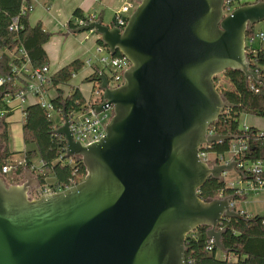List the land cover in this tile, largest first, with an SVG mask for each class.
<instances>
[{"label":"water","instance_id":"1","mask_svg":"<svg viewBox=\"0 0 264 264\" xmlns=\"http://www.w3.org/2000/svg\"><path fill=\"white\" fill-rule=\"evenodd\" d=\"M131 1L137 6L124 29L98 19L69 30L94 31L131 66L115 88L98 72L95 114L109 107L113 114L103 139L87 147L75 141L66 109L52 132L63 137L66 159L82 160L81 183L34 199L39 182L29 173L13 185L0 175V264H187L189 234L206 227L227 255L223 221L246 220L232 207L235 194L198 195L228 172L244 178L240 162L207 164L199 150L240 140L207 134L233 107L214 79L232 70L264 84L246 50L247 33L264 22V0L228 14L233 0Z\"/></svg>","mask_w":264,"mask_h":264},{"label":"trees","instance_id":"2","mask_svg":"<svg viewBox=\"0 0 264 264\" xmlns=\"http://www.w3.org/2000/svg\"><path fill=\"white\" fill-rule=\"evenodd\" d=\"M22 5L23 0H0V50L4 51L0 54V79L6 80V83L0 87V94H4L0 100L1 110H10L4 101L5 95L14 98L23 84L13 71L14 67L21 65L22 59L13 56H17L19 50L24 49L35 69L47 65L49 61L44 46L51 39V34L43 29L41 23L31 26L29 23L31 12L27 11L23 15ZM242 5L239 0H233L225 7V11ZM27 6H31V3ZM16 18H19V31L17 32L10 29ZM85 18L81 10L77 9L68 23V29L76 28L75 19ZM99 19L103 20L102 14H99ZM256 34L254 28L247 33L246 50L252 68L258 70L264 78V48L255 49L252 45ZM97 44L102 45L100 41ZM84 67L85 61L76 59L52 73L50 88L55 90L56 97L52 98L51 103L56 113H62L66 109L70 116L73 112L84 110L86 99L77 87L71 86L69 94L60 88V86L68 85ZM223 75L227 80V85H219L218 78L214 79V83L218 91L233 107L226 110L218 122L210 127V130L219 135L239 137V141L246 144L248 149L235 157L236 160L245 163L264 162L263 131L252 126L245 131L240 121L242 115L264 119V84L247 83L244 75L239 71L228 70ZM97 78L98 71H95L85 77L82 83H95ZM23 114V141L26 145H33L34 148L25 151V162L23 165H17L15 174L18 179L14 183L22 179L25 168H33L34 160H39L42 169L47 170L53 177L54 182L50 184L52 187L65 188L82 182L86 176V168L82 160L75 158L71 163L70 159L64 157L66 143L63 137L52 134L56 125L48 117L47 112L39 104H34L27 106ZM4 127L7 135L10 124L4 121ZM233 144L234 141L214 144L209 152L225 157L227 153H230ZM4 153V157L0 158V175H2V168L7 164L6 161L13 155L8 148ZM46 176H38L42 186L47 184ZM260 177L264 182V173ZM243 181L252 182L254 177L246 173ZM235 191L236 189L229 187L223 180L210 179L200 189L198 195L203 201H211L221 194H234ZM238 198L239 196L236 195L235 200ZM244 215L246 217L244 221L232 219L223 221L221 225L225 230L222 242L229 251L227 255L215 246L208 250L210 243L206 237V227H200L189 234L185 242L187 264H264V215L255 217Z\"/></svg>","mask_w":264,"mask_h":264},{"label":"built area","instance_id":"3","mask_svg":"<svg viewBox=\"0 0 264 264\" xmlns=\"http://www.w3.org/2000/svg\"><path fill=\"white\" fill-rule=\"evenodd\" d=\"M32 0H23L22 5V14L24 15L27 11L33 10V5L31 3ZM96 2H100V0H95ZM28 3H31V6H27ZM135 8V7H134ZM134 8L130 5L123 7L122 11H119L114 16V24H116L117 27L124 29L127 22L128 14L131 15L133 12L132 9ZM132 11V12H131ZM230 9H227L225 11L226 14L230 13ZM99 19V15L93 14L90 16H86L85 19H75V26L81 27L84 26L86 23H91L94 21H97ZM11 31H19V18L14 19L12 25H11ZM91 35H95L94 31L87 32ZM96 36V35H95ZM97 37V36H96ZM256 38H258L261 42H264V31L258 32L256 34ZM89 37L87 36L85 40H88ZM96 52L98 54H102L103 52H106L105 56H102L100 59H98V62L103 65V69L97 70L100 73H104L108 80H109V86L110 87H118L123 83V75L124 73L130 68L131 64L130 62L121 56H112L108 50L103 45H96ZM14 58H21V65L14 67L13 71L14 73L21 79L23 82L21 88L16 92L15 97L11 98L10 96L5 95L4 101L6 105L10 109V101L8 100V97H10L13 100H19L21 105L23 106V110L29 106L34 104H39L42 109H44L48 117L51 119L52 113H56L53 109L51 100H52V92H54V89H51V76L52 73L50 71V68L48 65H44L41 68H33L30 62V59L24 49L19 50V54L17 56H13ZM87 66L91 68L94 63L93 61L87 60ZM106 71L110 72V76L106 73ZM258 71V70H257ZM99 76V73H98ZM6 83V80L1 78L0 79V87L3 86ZM94 87L93 90L95 94L98 95V99L100 97V91H99V85L97 83H93ZM28 98L30 99L29 104L27 103ZM96 100L95 102H92L90 99L86 100V106L84 110L80 112H73L69 117L71 121L70 129L73 134V138L75 141L79 142L82 146L87 147L91 144H94L96 142H99L103 137L105 136V128L109 121L111 120L113 114H112V107L107 108L104 112L100 114H95L94 111V105L99 104V100ZM7 110H1L0 109V119L3 121L7 120L8 115ZM60 116V125L56 126L55 129L60 127L62 125V113H57ZM243 129L245 131L248 130V126L244 125ZM207 134L215 135L210 128L207 131ZM264 135V132L263 134ZM238 145H232L230 153H232L233 157L231 160H236L235 157L240 156L244 151L248 149L246 144L242 141H238ZM211 146L204 145L199 150V158L201 161L207 163V164H213L217 162H221L226 160L224 156H216L215 159H210V149ZM65 157V153H64ZM62 159V158H61ZM71 163L73 162V159H70ZM238 161V160H236ZM239 168L245 171V173H250L254 177V181L248 182L249 189L254 191H264V182L261 179V174L264 173V162L258 161L256 163H250L251 167L246 170L245 166L249 163H245L244 161H239ZM11 171V167L8 165H5L2 170L1 174L4 177H7ZM38 175H44L42 167L38 169ZM81 183V182H80ZM78 185V184H77ZM77 185L72 186H66L65 188H55L52 187L50 184L40 185L38 188H34L30 193V197L34 199H39L40 197L52 194V193H59L63 192L65 190H68L72 187H75ZM231 188H234L235 186L229 185ZM241 192L239 190L235 191V195L240 194ZM225 194H221L219 197L223 196ZM234 207V204L233 206ZM222 228V227H221ZM209 248L208 250H211L213 246H215L214 242L212 240H209Z\"/></svg>","mask_w":264,"mask_h":264},{"label":"rangeland","instance_id":"4","mask_svg":"<svg viewBox=\"0 0 264 264\" xmlns=\"http://www.w3.org/2000/svg\"><path fill=\"white\" fill-rule=\"evenodd\" d=\"M45 0H33V10L31 11V14L39 9L43 10L44 12L50 11V8L46 5H44ZM102 2V1H101ZM68 4V0H60L57 6V9L61 12L66 8ZM127 4L132 6L133 8L137 5L132 2L131 0H127ZM100 9V11H103L104 17H103V23L106 25H110L113 22L114 16L117 12L122 11L123 9V1L122 0H106L103 3H100L97 5V10ZM133 11V9H132ZM131 11V12H132ZM30 14V16H31ZM130 16V14H128ZM70 18V17H69ZM59 20V19H58ZM63 28L65 26V29L67 30L66 23H63L61 25ZM255 32H261L264 31V22L259 23L254 27ZM66 32H62V35ZM52 36V35H51ZM89 37L87 41H85L86 37ZM57 39V38H56ZM61 40H54V43H56V48L60 51H66L69 46L76 47L78 49H82L81 58L85 60V67L78 73V75L74 76L71 80V85H76L81 89V93L88 99H90L92 102H95L98 99V95L95 94L93 90V83H82L85 77L92 74L91 69L89 66H87V58L91 57V60L94 64H96L100 69H103V65L98 62V59H100L102 56L106 55V52H103L102 54H98L96 52L95 48V35H91L89 33H82L79 35L70 36L69 38H59ZM252 45L255 49H258L260 47L264 48V42H261L258 38L255 37L254 41L252 42ZM86 50H89L91 53H86ZM3 50H0V54L3 53ZM49 62V61H48ZM50 68L51 73H53V70L51 69L50 65L47 64ZM106 73L110 76V72L106 71ZM218 84L219 85H227V80L224 77V75H219L218 77ZM83 79V80H82ZM52 97H56L55 91L52 92ZM8 100L10 101V110L9 115L7 119L10 121V128L9 131H7V135L5 134V127H0V158L4 157L5 150L8 148V151L10 153H13L12 156L8 158L6 161L7 165L11 167V171L5 179L7 180L8 184H22L24 183V174L22 175V179L18 181V183H14L18 176L17 174L13 173V170L15 167L19 164L20 161L23 160V152L29 149H33V145H26L23 141V130H22V118H23V112L21 109H17L16 106L20 105V102H14L13 99L8 97ZM30 99L28 98L27 103L29 104ZM12 109V110H11ZM16 110H18L17 113ZM11 118V119H10ZM250 118L259 120V127L264 128V119L257 118L255 116H249V115H242L241 116V127H243L245 124L247 125ZM52 122L56 125H60V116L57 113H52L51 117ZM8 138V140H7ZM238 141H234L233 145H238ZM232 153H227L225 155L226 160L232 159ZM210 159H215L216 155L210 153ZM35 161V160H34ZM36 166L40 169L41 165H39L38 161L34 162ZM251 167V164H247L245 166V169L248 170ZM47 173V174H46ZM44 175H47L46 181L48 184H52V180H50L49 172L45 170ZM36 180L40 182V178L37 176ZM223 181L229 186L234 185V189L239 190L241 193L239 194V198L234 200V209L240 213L247 214L249 217H255V216H263L264 215V191H254L249 189V184L247 181H243V178L236 173L235 171L228 172L224 175ZM40 184V183H39ZM230 187V186H229ZM35 190L33 189V192ZM32 193V192H31Z\"/></svg>","mask_w":264,"mask_h":264},{"label":"crops","instance_id":"5","mask_svg":"<svg viewBox=\"0 0 264 264\" xmlns=\"http://www.w3.org/2000/svg\"><path fill=\"white\" fill-rule=\"evenodd\" d=\"M32 1H31V3H32ZM59 1L60 0H45L44 5L48 6L50 8V11L44 12L43 10L39 9V10L33 12L29 18V23L31 26H35L36 24L41 23L43 29L52 35L49 42L47 44H45L44 49H45L47 56L49 58L48 64L50 65L51 69L53 70V73L57 72L58 70H60L61 68H63L64 66L68 65L69 63H71L72 61H74L76 59H80V60L85 61L83 58H81V54L83 52L82 49H78V48L70 45L66 51L60 52L56 48V45H55L56 43H54V40L58 41V40H61V39H59L61 37L66 39V38H69L70 36H74V37L76 36V35H70L69 34L68 23L71 20V18L73 17V14L77 9H80L84 16H90V15L97 13L98 15L102 14V18H103L104 17L103 11H100V9L97 10V5L105 2L106 0H100V2H96L95 0H68V4H67L66 8L62 12L57 9ZM122 1H123V7L128 6L127 0H122ZM239 1L242 4H245V3H255L257 0H239ZM113 22H114V19H113ZM63 23H66L67 30L65 29V26H64V28L61 26ZM62 32H66V33L62 35ZM85 41H87V40H85ZM95 43H96V45L98 43L97 37L95 39ZM96 45H95V48H96ZM86 53H91V52H89V50H86ZM90 59H91V57L87 58V60H90ZM90 69H91L92 73H94L97 70H100V68L96 64H94ZM71 86L77 87L81 92V89L78 86L71 85L70 83L68 85L60 86V88L66 94H69L71 91ZM84 98L86 100H89L85 96H84ZM15 100H14V102H15ZM16 102H20V101L16 100ZM16 108L21 109L23 112V106L21 104L17 105ZM17 112H18V110H16L15 113H17ZM23 121H24V114H23V118H22V125H23ZM248 121H250V123L248 122V124H247L248 127L252 126V127H255V128L259 129L260 131L264 132V128L259 127V125H260L259 120L250 118ZM6 122L10 123L9 119H7ZM23 153H25V151ZM35 161H38V163L40 165L39 160H35ZM35 161H33V168L32 169H26V168L24 169V179H26V175L28 173H29V176L31 179H36V177L39 176L38 172H37L39 168H38V166L35 165V163H34ZM226 161H231V160H226ZM24 162H25V158H24V154H23V160L20 161L18 165H23ZM16 167L13 170V173H15ZM43 173H45V170H43ZM49 178H50V180H52V183H53L54 182L53 177L50 175ZM47 184H48V182H47ZM40 185L41 184H39V186Z\"/></svg>","mask_w":264,"mask_h":264},{"label":"flooded vegetation","instance_id":"6","mask_svg":"<svg viewBox=\"0 0 264 264\" xmlns=\"http://www.w3.org/2000/svg\"><path fill=\"white\" fill-rule=\"evenodd\" d=\"M0 121H2V124L0 125V127H4V121L0 119Z\"/></svg>","mask_w":264,"mask_h":264}]
</instances>
